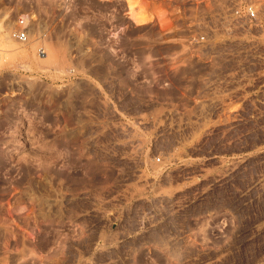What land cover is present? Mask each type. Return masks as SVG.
Masks as SVG:
<instances>
[{
	"label": "rangeland",
	"instance_id": "374dc122",
	"mask_svg": "<svg viewBox=\"0 0 264 264\" xmlns=\"http://www.w3.org/2000/svg\"><path fill=\"white\" fill-rule=\"evenodd\" d=\"M129 1L0 0V264H264L262 61Z\"/></svg>",
	"mask_w": 264,
	"mask_h": 264
},
{
	"label": "built area",
	"instance_id": "2783aa9c",
	"mask_svg": "<svg viewBox=\"0 0 264 264\" xmlns=\"http://www.w3.org/2000/svg\"><path fill=\"white\" fill-rule=\"evenodd\" d=\"M149 1L159 9L161 20L176 29L181 44L211 52L243 45L245 57L264 65V0ZM8 37L17 43L27 40L25 19L16 21Z\"/></svg>",
	"mask_w": 264,
	"mask_h": 264
},
{
	"label": "bare ground",
	"instance_id": "6f19581e",
	"mask_svg": "<svg viewBox=\"0 0 264 264\" xmlns=\"http://www.w3.org/2000/svg\"><path fill=\"white\" fill-rule=\"evenodd\" d=\"M129 1V0H128ZM131 1H129V3H130ZM128 3V2H127ZM128 3V4H129ZM131 5V6H130ZM129 5V7H128V9L130 10L131 9V13H132V15H134V19H135V21L136 22H138V23H142V22H144V20L146 19V18H144V13L143 12H141L140 10H138V11H134V9H132V6L134 7V4L132 5V4H130ZM136 6V5H135ZM141 7V6H140ZM140 7H137V8H140ZM127 8V7H126ZM135 8V7H134ZM136 9V8H135ZM137 10V9H136ZM160 13V12H159ZM132 18V17H131ZM133 19V18H132ZM1 210V209H0Z\"/></svg>",
	"mask_w": 264,
	"mask_h": 264
}]
</instances>
